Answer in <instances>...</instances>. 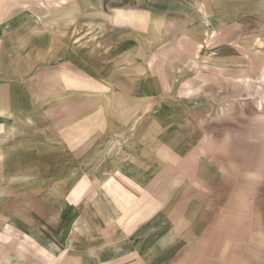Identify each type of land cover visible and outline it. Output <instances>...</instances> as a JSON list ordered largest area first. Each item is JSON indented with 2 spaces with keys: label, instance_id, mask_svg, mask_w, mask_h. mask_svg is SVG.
I'll return each mask as SVG.
<instances>
[{
  "label": "rangeland",
  "instance_id": "rangeland-1",
  "mask_svg": "<svg viewBox=\"0 0 264 264\" xmlns=\"http://www.w3.org/2000/svg\"><path fill=\"white\" fill-rule=\"evenodd\" d=\"M16 1L0 182L126 171L167 199L158 224L182 242L187 199L201 195L205 222L238 241L231 264H264V0ZM88 201L62 203L63 219L94 223Z\"/></svg>",
  "mask_w": 264,
  "mask_h": 264
},
{
  "label": "crops",
  "instance_id": "crops-1",
  "mask_svg": "<svg viewBox=\"0 0 264 264\" xmlns=\"http://www.w3.org/2000/svg\"><path fill=\"white\" fill-rule=\"evenodd\" d=\"M16 2L0 0V80L4 38ZM195 181L205 183L200 172ZM144 182L126 171L94 180L73 175L48 180L29 173L6 177L0 182V264H153L149 255L165 253L175 256L172 264L237 263L238 256L224 254L238 248V241L232 235L223 241L222 227L210 219L205 222L204 196L192 195L183 209L191 224L186 235L183 231L186 244L175 227L159 226L167 199ZM86 199L87 208L95 209L94 223L84 221L82 227L81 218L73 214L63 219L62 203L66 212H73Z\"/></svg>",
  "mask_w": 264,
  "mask_h": 264
}]
</instances>
